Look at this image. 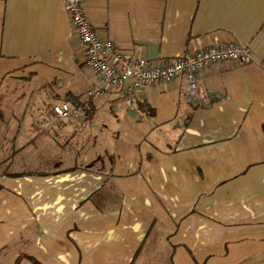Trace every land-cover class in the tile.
Wrapping results in <instances>:
<instances>
[{"label": "crops", "instance_id": "0c3cea01", "mask_svg": "<svg viewBox=\"0 0 264 264\" xmlns=\"http://www.w3.org/2000/svg\"><path fill=\"white\" fill-rule=\"evenodd\" d=\"M80 1L126 56L252 58L128 107L91 93L63 0H0V264H264V0ZM61 101L87 119L52 120Z\"/></svg>", "mask_w": 264, "mask_h": 264}, {"label": "built area", "instance_id": "2783aa9c", "mask_svg": "<svg viewBox=\"0 0 264 264\" xmlns=\"http://www.w3.org/2000/svg\"><path fill=\"white\" fill-rule=\"evenodd\" d=\"M63 7L82 46L85 66L98 81L97 88L91 93L101 97L107 91L117 89L128 107L133 106L134 99L146 87L180 76L186 83L185 100L194 103L198 96V77L207 66L220 61L247 62L252 58L250 47L236 41L206 44L191 53L162 60L126 56L115 49L111 39L97 36L80 0H63ZM49 117L52 120L74 118L81 123L88 114L82 104L61 101L51 105Z\"/></svg>", "mask_w": 264, "mask_h": 264}, {"label": "rangeland", "instance_id": "374dc122", "mask_svg": "<svg viewBox=\"0 0 264 264\" xmlns=\"http://www.w3.org/2000/svg\"><path fill=\"white\" fill-rule=\"evenodd\" d=\"M55 121V120H54Z\"/></svg>", "mask_w": 264, "mask_h": 264}, {"label": "trees", "instance_id": "16d2710c", "mask_svg": "<svg viewBox=\"0 0 264 264\" xmlns=\"http://www.w3.org/2000/svg\"><path fill=\"white\" fill-rule=\"evenodd\" d=\"M37 264V263H36Z\"/></svg>", "mask_w": 264, "mask_h": 264}]
</instances>
